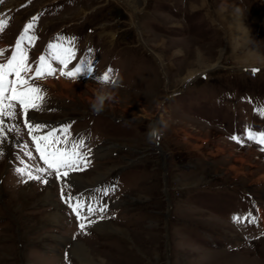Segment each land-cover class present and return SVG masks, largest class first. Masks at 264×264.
Segmentation results:
<instances>
[{"label":"rangeland","instance_id":"374dc122","mask_svg":"<svg viewBox=\"0 0 264 264\" xmlns=\"http://www.w3.org/2000/svg\"><path fill=\"white\" fill-rule=\"evenodd\" d=\"M36 14L30 34L45 40L25 42L29 63L52 31L69 25L64 34L82 41L69 66L112 63L122 78L115 100L95 115L96 79L61 77L59 68L38 80L43 110L29 111L84 139L91 164L69 173L63 196L96 197L107 211L82 231L54 173L48 183L24 182L15 169L31 144L17 107L20 131L0 147V264H264V230L243 219L259 207L264 222V151L246 135L264 131L256 110L264 108V0H0V61ZM92 44L101 46L98 60ZM251 50L260 61H243ZM255 64V74L240 70ZM161 121L159 144L148 143L149 124Z\"/></svg>","mask_w":264,"mask_h":264},{"label":"snow or ice","instance_id":"6c2138e0","mask_svg":"<svg viewBox=\"0 0 264 264\" xmlns=\"http://www.w3.org/2000/svg\"><path fill=\"white\" fill-rule=\"evenodd\" d=\"M39 16H35L30 22L26 23L21 34L18 36L10 57L6 62H0V147L7 142V133H19V124L13 123L17 120V107L20 109L19 115L22 116V122L27 129L28 135L34 145L35 152L38 153L39 159L46 167H35V174L31 166L24 161V167L17 168L15 171L22 176H26L27 180H40L43 183H48L49 178L55 174L57 180L61 182L62 198L68 203L77 220L81 221L80 228L85 230L86 223L91 224L95 221L90 218L97 213L107 211L106 206L93 197L90 201L80 196H73L71 192L64 197L63 189L71 188V184L65 178L70 172H77L87 169L90 164V150L88 152L81 151L85 146L83 138H72L70 135V125L65 124L62 128H50L46 123H41L29 117V111H42L47 90L43 89L38 80L48 77H55L57 68L53 67L52 61L57 62L61 67L59 76L66 78H75L80 74L92 76L94 73V62L90 59L81 61L72 70H68L69 64L76 57V48L74 46L75 38H66L57 36L56 42L49 43L47 48V57L41 55L35 65L29 63L28 51L25 48V42L29 46L34 47L38 37L31 33L35 28ZM6 21L0 19V33L4 31ZM7 49L0 48V57L4 55ZM255 74L259 69H252ZM113 72L109 68L103 75H97L95 78L102 79L107 82L110 79V74ZM261 116H264V108L256 109ZM247 138L260 145V150L264 151V131L254 132L247 131ZM237 143L243 144L240 137H231ZM29 146L24 145L27 149ZM25 156L29 159H35L31 151H25ZM112 188L101 190V195H108ZM249 223L256 222L259 217L248 213ZM234 222H241L242 217L235 215Z\"/></svg>","mask_w":264,"mask_h":264},{"label":"clouds","instance_id":"9594fccd","mask_svg":"<svg viewBox=\"0 0 264 264\" xmlns=\"http://www.w3.org/2000/svg\"><path fill=\"white\" fill-rule=\"evenodd\" d=\"M99 88L96 90L94 98L90 101V108L95 115H100L105 111L106 106L110 105L116 98L117 89L124 87L122 78L119 73L110 74L109 81L97 79ZM167 124L163 121L150 123L145 133L148 143L159 144Z\"/></svg>","mask_w":264,"mask_h":264},{"label":"bare ground","instance_id":"6f19581e","mask_svg":"<svg viewBox=\"0 0 264 264\" xmlns=\"http://www.w3.org/2000/svg\"><path fill=\"white\" fill-rule=\"evenodd\" d=\"M233 15H236V14H233ZM234 26V27H233ZM232 28H233V30H235V31H239L240 30V28H239V26H237L236 24H233L232 25ZM255 52V51H254ZM256 53V52H255ZM255 56H256V54H253V52H252V50L248 53V54H246L245 55V57H244V59H243V61L244 62H248V61H251V60H254L255 61V63L257 62L256 60H259V59H256L255 60ZM157 59L159 60V62H160V64H161V66L163 65L162 64V60L160 59V58H158L157 57ZM248 59H250V60H248ZM261 60V59H260ZM259 60V61H260ZM218 65H215V66H213V68H216ZM253 66H259L258 64H255V65H252V66H242V67H253ZM219 67V66H218ZM261 67V66H260ZM263 67V66H262ZM241 68V67H240ZM196 76V75H195ZM193 78H195V77H192L191 79H193ZM47 82V81H46ZM61 83L62 84H65L64 82H62L61 81ZM47 84L49 85V86H53V84H54V82H50V81H48L47 82ZM78 85V84H77ZM80 179V178H79ZM88 182V181H87ZM48 196V195H47ZM57 207V206H56ZM58 208V207H57ZM54 218V217H53ZM113 231V230H112ZM85 249V248H84ZM88 251V250H87ZM78 253H82L83 254V251L81 252V251H78Z\"/></svg>","mask_w":264,"mask_h":264},{"label":"crops","instance_id":"0c3cea01","mask_svg":"<svg viewBox=\"0 0 264 264\" xmlns=\"http://www.w3.org/2000/svg\"><path fill=\"white\" fill-rule=\"evenodd\" d=\"M231 13V12H230ZM223 27H225V26H223ZM225 28H227V27H225ZM68 83V82H67ZM73 174H77V173H73Z\"/></svg>","mask_w":264,"mask_h":264},{"label":"water","instance_id":"95a60500","mask_svg":"<svg viewBox=\"0 0 264 264\" xmlns=\"http://www.w3.org/2000/svg\"><path fill=\"white\" fill-rule=\"evenodd\" d=\"M168 252H169V250H168Z\"/></svg>","mask_w":264,"mask_h":264}]
</instances>
